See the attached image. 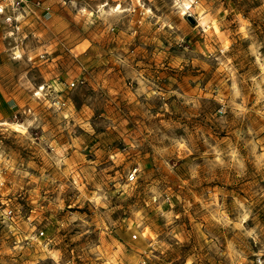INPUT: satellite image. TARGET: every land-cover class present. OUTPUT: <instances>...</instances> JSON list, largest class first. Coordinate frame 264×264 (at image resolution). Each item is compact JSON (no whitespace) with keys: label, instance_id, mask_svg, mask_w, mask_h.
Returning <instances> with one entry per match:
<instances>
[{"label":"rangeland","instance_id":"1","mask_svg":"<svg viewBox=\"0 0 264 264\" xmlns=\"http://www.w3.org/2000/svg\"><path fill=\"white\" fill-rule=\"evenodd\" d=\"M14 2L0 264H264V0Z\"/></svg>","mask_w":264,"mask_h":264},{"label":"built area","instance_id":"2","mask_svg":"<svg viewBox=\"0 0 264 264\" xmlns=\"http://www.w3.org/2000/svg\"><path fill=\"white\" fill-rule=\"evenodd\" d=\"M22 0H15L14 5L18 7ZM69 87H74V84H69ZM51 106L56 107V108H62L64 106V103L61 102L60 100H52ZM134 178V174H130L128 180L132 181ZM14 217L13 211L6 205L1 204L0 205V219L4 221H11ZM43 233L40 232L38 234V237H42Z\"/></svg>","mask_w":264,"mask_h":264},{"label":"crops","instance_id":"3","mask_svg":"<svg viewBox=\"0 0 264 264\" xmlns=\"http://www.w3.org/2000/svg\"><path fill=\"white\" fill-rule=\"evenodd\" d=\"M26 17H28V14H27V16Z\"/></svg>","mask_w":264,"mask_h":264}]
</instances>
